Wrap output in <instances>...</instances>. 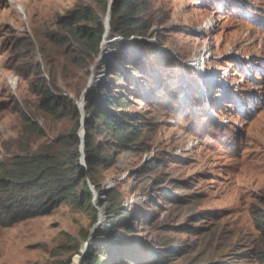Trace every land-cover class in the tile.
I'll return each instance as SVG.
<instances>
[{"label": "rangeland", "instance_id": "rangeland-1", "mask_svg": "<svg viewBox=\"0 0 264 264\" xmlns=\"http://www.w3.org/2000/svg\"><path fill=\"white\" fill-rule=\"evenodd\" d=\"M140 1L152 29L123 40L121 0H0V180L38 154L86 168L91 96L140 133L96 132L92 201L80 181L86 202L0 221V264H82L103 243L122 264H264V0Z\"/></svg>", "mask_w": 264, "mask_h": 264}, {"label": "trees", "instance_id": "trees-1", "mask_svg": "<svg viewBox=\"0 0 264 264\" xmlns=\"http://www.w3.org/2000/svg\"><path fill=\"white\" fill-rule=\"evenodd\" d=\"M142 7L140 0H121L116 4L112 12V35L123 40L146 37L152 26L142 23L140 17L144 13ZM105 33L106 30L102 27L99 33H90L88 40L93 42L95 37L102 39ZM124 103L121 99L110 95L105 99L106 108H101L95 96L88 99V111L92 114V118L85 127L87 167L81 165L78 156V175L69 171L66 155L38 154L19 158L15 170L7 172L5 179L0 180V221L13 223L33 218L58 200L70 201L76 205L86 202L77 192L80 181H83L84 193H87L89 200L92 201L94 194L90 191L88 181L91 180L93 169L98 166L99 148L96 132L103 130L110 133L119 145L126 148L133 146L140 134L138 120L124 113L126 107ZM54 105L50 103L46 108L52 109ZM80 128L79 124L75 135L76 154L79 153L83 143L77 134ZM122 251L123 249L117 250L118 253ZM110 261L113 264H122L113 253L112 244L103 243L100 248L91 244L82 264H111Z\"/></svg>", "mask_w": 264, "mask_h": 264}, {"label": "bare ground", "instance_id": "bare-ground-1", "mask_svg": "<svg viewBox=\"0 0 264 264\" xmlns=\"http://www.w3.org/2000/svg\"><path fill=\"white\" fill-rule=\"evenodd\" d=\"M110 20V19H109ZM109 20H108V22H109ZM109 43H106V46H104V52H105V54H107V52L109 51ZM84 105V103H82V106ZM79 262V261H78ZM78 262H77V264H78Z\"/></svg>", "mask_w": 264, "mask_h": 264}, {"label": "water", "instance_id": "water-1", "mask_svg": "<svg viewBox=\"0 0 264 264\" xmlns=\"http://www.w3.org/2000/svg\"><path fill=\"white\" fill-rule=\"evenodd\" d=\"M112 9H113V8H112ZM109 32H110V28H109ZM85 135H86V132H85V130H84V131H83V136H82L84 153H85Z\"/></svg>", "mask_w": 264, "mask_h": 264}, {"label": "clouds", "instance_id": "clouds-1", "mask_svg": "<svg viewBox=\"0 0 264 264\" xmlns=\"http://www.w3.org/2000/svg\"><path fill=\"white\" fill-rule=\"evenodd\" d=\"M112 12H113V9L111 10V15H112ZM111 21H112V16L110 17V24H109V26H108V32H109V28H110V31H111ZM110 33V32H109ZM228 124H230V121L229 122H227ZM223 124H225V122H223ZM227 124V125H228ZM226 125V126H227ZM86 136V135H85Z\"/></svg>", "mask_w": 264, "mask_h": 264}]
</instances>
